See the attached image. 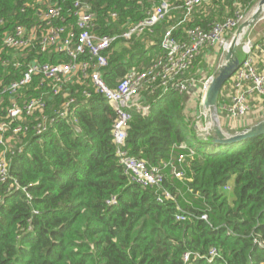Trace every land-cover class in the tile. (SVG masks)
<instances>
[{
    "label": "trees",
    "instance_id": "trees-1",
    "mask_svg": "<svg viewBox=\"0 0 264 264\" xmlns=\"http://www.w3.org/2000/svg\"><path fill=\"white\" fill-rule=\"evenodd\" d=\"M73 1L50 0L61 7L56 24H74ZM86 1L94 17L93 31L99 34L123 32L143 19L152 4ZM204 1L184 21V9H174L140 37L114 41L102 69L106 84L115 88L131 67L141 71L162 57L160 41L170 26L173 36L184 41L187 28H208L212 21L233 16L236 1L244 13L256 0ZM45 6L38 0H0L3 84L19 79L30 63L71 60L53 49L42 52L38 43L23 50L2 46V37L16 25H38L36 12ZM188 71L182 79L189 77ZM51 81L33 74L30 84L0 97L1 121L12 98L21 103L45 94L44 106L22 122L27 132L13 139L12 146L21 145V151L8 161V177L0 182V264H185V253L189 264H264V133L226 145L211 143L210 135L199 136L187 115L185 93L173 87H141L135 102L147 105V112L130 110L124 148L163 169L161 187L172 198L158 200L160 189L132 182L118 162L111 134L114 110L94 91L88 75L77 70L56 94L50 92ZM227 84L217 100L221 116ZM70 100L69 114L54 117ZM43 116L46 128L35 134L32 126ZM209 143L217 149L211 150ZM180 144L193 153L177 163L179 153H189ZM171 156L183 177H174L170 166L162 167ZM178 213L185 218L177 220ZM211 250L215 253L208 260Z\"/></svg>",
    "mask_w": 264,
    "mask_h": 264
},
{
    "label": "built area",
    "instance_id": "built-area-1",
    "mask_svg": "<svg viewBox=\"0 0 264 264\" xmlns=\"http://www.w3.org/2000/svg\"><path fill=\"white\" fill-rule=\"evenodd\" d=\"M38 1L46 5L45 8H40L36 12L39 24L31 27L16 25L2 37V46L23 50L26 47H34L38 43L42 52L53 49L70 56L71 60L68 63H55L54 65L48 63L28 64L19 79L7 84L0 81V97L5 94H14L20 87L30 84L33 74H42L46 78L52 79L50 92L56 94L62 89L63 84L71 81L77 70H81L84 75H88L94 91L102 95L114 110L115 117L111 129L112 141L116 146L115 154L118 162L123 166L124 172L132 182L138 185L160 189L161 194L157 197L158 200L160 196L166 199L172 198L169 191L161 187L164 179L163 169L161 170L156 165H148L143 159L130 155L124 148L128 121L131 118L130 110L136 108L143 113L147 112V105L134 103L133 98L138 95L139 89L143 86L151 91L173 87L179 93H186L191 88V83L187 78L182 79L184 73L188 71L204 47L223 44L225 37L232 35L233 30L242 19L238 11L239 2H235L238 8L233 16L212 21L208 28L199 25L187 28L184 41L173 36L174 26H170L164 31L160 41L162 57L157 58L149 67L141 71L131 67L118 81L116 87L110 88L102 78V69L107 65L106 50L114 41L140 37L146 31H151L154 25L167 18L174 9H184V21L203 0H175L179 3L170 0H151V7L143 19L116 34H99L93 31L94 17L90 10V4L86 0L73 1L72 14L75 20L71 26L55 23L56 19H60V6L51 4L50 0ZM115 16V13L111 14V17ZM179 23L181 21L177 24ZM39 29L41 32L38 36ZM257 51L264 55V39L256 45L252 42L247 43L241 57H238L239 66L228 80L226 87L230 92V103L224 107L225 115L222 116V119L228 120L229 123L247 117L250 112V100L254 96L264 101V67L262 70H258L251 56ZM17 64L18 62H14V65ZM208 84L209 78L202 85L201 94L206 90ZM84 95L89 94L84 92ZM44 96L45 94H41L38 98L21 103L12 98L6 106L4 119L0 121V145L2 147L0 150V182H4L8 177V161L21 151V145L16 148L12 146L13 139H19L20 133L27 132L28 126L22 122L35 110L44 106ZM71 102V100L65 102L54 117H66L69 114ZM202 114L204 118L206 116L204 110ZM52 120H54L53 117L50 122ZM46 124V118L43 116L39 122L32 126V129L35 134H40L45 130ZM206 131H211L210 127L206 126ZM206 134L212 135L210 132ZM179 148L189 151L188 154L182 151L177 155L175 161L182 163L185 157L193 153V149H189L185 144H180ZM168 166H170L174 177H183V171L173 163L171 158L162 164L163 168ZM224 188L229 189L230 187ZM114 202L115 199H111V203ZM175 218L183 220L185 216L178 213ZM202 218H205V215ZM214 253L215 250L210 251L208 260L212 259ZM188 257L189 253H185L183 256L185 264H189L187 263Z\"/></svg>",
    "mask_w": 264,
    "mask_h": 264
},
{
    "label": "water",
    "instance_id": "water-1",
    "mask_svg": "<svg viewBox=\"0 0 264 264\" xmlns=\"http://www.w3.org/2000/svg\"><path fill=\"white\" fill-rule=\"evenodd\" d=\"M263 8L264 0H258L251 9L249 17L240 21V23L235 27L230 38L232 48L226 55L227 62L224 63V65L218 67V71L214 76L209 77V84L206 90L201 94V105L207 108L209 113L214 116V124L210 128L212 132V135H210L211 143L226 145L264 133V119H262L261 121L247 126L240 131H235L226 135L219 126V117L217 115V100L220 90L224 83H226L231 78L234 71L240 64V60L236 56L235 52L237 38L242 32L243 28H248L254 21L257 20V18L263 11ZM209 117L211 116L206 113L205 119L207 121Z\"/></svg>",
    "mask_w": 264,
    "mask_h": 264
},
{
    "label": "rangeland",
    "instance_id": "rangeland-1",
    "mask_svg": "<svg viewBox=\"0 0 264 264\" xmlns=\"http://www.w3.org/2000/svg\"><path fill=\"white\" fill-rule=\"evenodd\" d=\"M209 0H205L204 2H208ZM222 3L225 0H220ZM258 0H256L254 2V4L247 10L244 11V13H240L242 16V19H246L247 17H249L250 13H251V9L253 8V6L256 4ZM203 2V3H204ZM241 19V21H242ZM264 31V10L261 12V14L259 15V17L257 18L256 21H254L247 29L245 34L242 36H240V40L238 41V46L236 48V56L237 57H241L242 55V51L244 49V47L247 45L248 42H253L254 40L260 38L263 34ZM231 36H226L224 40L228 39V41H230ZM205 48L202 50V56L196 57L195 61H193V65H192V70L188 71V75L189 77L187 78L189 81L194 82L195 77L197 80V85L202 87V85L205 83V81H207V79L211 76H214L215 73L218 71V67L219 65L222 63V61L224 60V54L226 50H223V44H216L212 46L211 50H205ZM200 74V75H199ZM191 78V79H190ZM200 82H202V84L200 85ZM198 93H196L195 97L193 98V102L191 103V105L193 106V110L196 113L197 117L196 119L199 121H203V114H202V109H201V103H200V94L201 91L198 88ZM137 96H135L133 98V100L136 99ZM186 97V96H185ZM198 99V101H197ZM188 103L190 101V98L187 99ZM189 105V107L192 108V106ZM205 113H208V115H210L208 109L204 108L203 109ZM217 115H219V126L221 127V129L227 133H229V127L228 125H223V119L222 116L218 113L217 111ZM264 117V115H262V118ZM254 118V116H253ZM195 121V120H194ZM247 120L242 118L241 120H237L235 121V124L240 123L241 125L246 124ZM229 123V122H228ZM196 124V122H195ZM207 124H212V120L211 117L208 118ZM197 128V125H195ZM201 133V132H200ZM188 146V145H187ZM208 147L211 150L217 149L214 148L210 143L208 144ZM178 170V169H177ZM198 199L196 196H193V200ZM185 202L187 203H191L192 201H188L187 199H184Z\"/></svg>",
    "mask_w": 264,
    "mask_h": 264
},
{
    "label": "crops",
    "instance_id": "crops-1",
    "mask_svg": "<svg viewBox=\"0 0 264 264\" xmlns=\"http://www.w3.org/2000/svg\"><path fill=\"white\" fill-rule=\"evenodd\" d=\"M263 36H264V31H263L262 36L260 38L256 39V40H254L252 43H255V45L256 44H260V43H257V42ZM251 56H252V59H253L254 63L257 66V69L258 70H262L263 67H264V55L257 51L255 53H253ZM190 83H191V88L185 93V95H186V97H185V110H186L187 115L190 116L192 118V120H195L194 122L198 121V123L196 125H197V129L199 131V136H203L204 137V136L208 135V134H206L207 132H210V133H212V132L211 131H206V126H208V125H207V120L205 119V117H204L203 121H199V120L196 119L197 115H196V113L193 110V106L191 105V103L193 102V98L195 97L196 93H198L197 92L198 88L201 89V87L196 85V84H194V82L192 83V81H190ZM225 88L227 90L225 91L224 94H225V97L227 98V101L223 104V108L227 104L230 103V92H229V89L227 87H225ZM200 97H201V95H200ZM189 98H190V101L188 103L187 99H189ZM197 101H198V99H197ZM200 101H201V99H200ZM262 101H263V99H261L259 97H256V96H254L250 100V112L247 115V117L244 118V119L247 120L246 124H244V125H241L240 123L235 124V122L228 123L229 122L228 120L223 119V122H222L223 125L224 124L228 125V127L230 128L229 132L233 133L235 131H240V130L244 129L247 126L253 125V124L261 121L262 119H264V117L262 118V115H264L263 114L264 101L263 102ZM134 103H136L135 100H134ZM189 105H191L192 108L189 107ZM201 109H202V111L204 109L202 105H201ZM253 116H254V118H253ZM209 135H211V134H209ZM170 158L172 159L173 156H171ZM172 161H173V159H172Z\"/></svg>",
    "mask_w": 264,
    "mask_h": 264
},
{
    "label": "bare ground",
    "instance_id": "bare-ground-1",
    "mask_svg": "<svg viewBox=\"0 0 264 264\" xmlns=\"http://www.w3.org/2000/svg\"><path fill=\"white\" fill-rule=\"evenodd\" d=\"M263 10H264V8H263ZM248 18V17H247ZM246 18V19H247ZM245 19V18H244ZM244 19H242V20H244ZM246 29L247 28H243V30H242V32L240 33V35L238 36V38H237V42H236V45H235V48H237V46H238V41L240 40V36H242V34L244 35L245 34V32H246ZM231 36V35H230ZM231 48H232V45H231V43H230V41H228V39H226V40H224V42H223V50H226L225 51V54H224V60L222 61V63L219 65V66H222V65H224V63H226L227 62V59H226V55H227V53L231 50ZM203 108H205V107H203ZM207 109V108H206ZM210 116H211V120H212V124H207L208 126H207V128H211L212 127V125L214 124V116L210 113ZM224 134H230V133H227V132H225L224 131Z\"/></svg>",
    "mask_w": 264,
    "mask_h": 264
},
{
    "label": "flooded vegetation",
    "instance_id": "flooded-vegetation-1",
    "mask_svg": "<svg viewBox=\"0 0 264 264\" xmlns=\"http://www.w3.org/2000/svg\"><path fill=\"white\" fill-rule=\"evenodd\" d=\"M201 95V94H200Z\"/></svg>",
    "mask_w": 264,
    "mask_h": 264
}]
</instances>
